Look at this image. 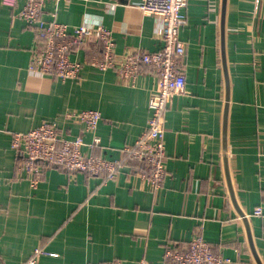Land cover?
Masks as SVG:
<instances>
[{
	"label": "crops",
	"instance_id": "0c3cea01",
	"mask_svg": "<svg viewBox=\"0 0 264 264\" xmlns=\"http://www.w3.org/2000/svg\"><path fill=\"white\" fill-rule=\"evenodd\" d=\"M143 0H69L45 4L43 18L102 25L115 53L159 51L162 23ZM25 0H0V264H104L140 259L163 264L167 248L184 250L195 234L231 264H264V0H190L179 36L185 86L164 113V170L149 188L133 161L115 179L43 164L33 185L17 169L15 132L43 122L63 137H83L85 153L116 159L146 128L158 81L149 67L133 85L113 70L85 64L73 80L31 73L35 30L18 13ZM95 37L71 59L98 56ZM96 110L94 131L66 115ZM94 137L100 139L93 146ZM263 215H254L256 207Z\"/></svg>",
	"mask_w": 264,
	"mask_h": 264
},
{
	"label": "built area",
	"instance_id": "2783aa9c",
	"mask_svg": "<svg viewBox=\"0 0 264 264\" xmlns=\"http://www.w3.org/2000/svg\"><path fill=\"white\" fill-rule=\"evenodd\" d=\"M50 0H25L18 17L26 26L35 30L37 48L32 54L29 70L38 76L53 75L60 80H73L79 76L85 64L100 70H113L118 80L133 85L141 67H149L158 81L157 91L149 97L150 116L140 137L132 145L124 146L116 159H106L85 153L83 137H63L58 129L49 122H43L38 127L27 132H15L12 135L11 146L21 158L17 169L24 171L33 185L38 183L42 165L62 167L71 173H83L88 176H102L104 180L115 179L118 173L130 162H139L142 166L138 176L146 181L149 188H158L165 176L164 158V113L170 99L179 94L185 86L183 57L185 44L180 39L179 32L185 24L184 11L190 0H143L139 8L143 13L152 15L162 23L161 34L163 47L154 53L140 50H128L122 55L115 53V41L111 32L98 25L97 27L81 25L74 33H69L65 24L56 20L47 21L43 18L45 4ZM60 1L69 0H53ZM260 0H255L258 7ZM91 37L99 43L96 49L98 56L83 62L71 59L75 49L84 47ZM66 119H75L82 123L85 130L94 131L100 120L101 113L96 110H83L66 115ZM100 143L94 137L92 145ZM254 215H263L262 207L254 210ZM48 255L41 248L32 251L26 264H39V258ZM163 264H231V259L216 254L211 245L201 235L195 234L184 250L167 248L164 252ZM104 264H121L117 260ZM136 264H150L140 259Z\"/></svg>",
	"mask_w": 264,
	"mask_h": 264
}]
</instances>
